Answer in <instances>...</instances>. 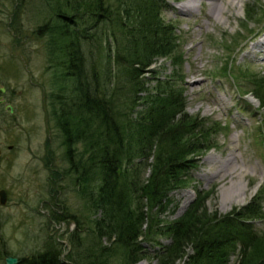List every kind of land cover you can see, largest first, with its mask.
Returning a JSON list of instances; mask_svg holds the SVG:
<instances>
[{"label":"trees","instance_id":"1","mask_svg":"<svg viewBox=\"0 0 264 264\" xmlns=\"http://www.w3.org/2000/svg\"><path fill=\"white\" fill-rule=\"evenodd\" d=\"M35 1L45 15L32 33L44 38L49 67L59 71L62 81L53 110L62 144L74 182L100 215L91 230L76 221L64 258L63 245L46 239L42 250L20 257V263L108 264L111 247L101 240L113 238L125 256L123 264L144 259L157 264H264V232L258 234L253 226L264 219L257 196L219 216L205 206L209 193L196 191L184 212L163 226L168 244L149 255L143 245L149 240L141 241L162 231L156 217L171 202L172 192L189 185V171L213 147V129L205 120L187 116L174 75L157 81L154 92L139 95L148 92L144 73L156 59L170 58L177 45L173 26L160 18L164 0ZM177 57L171 58L180 66L181 55ZM257 90L264 110V89ZM77 142L85 148L72 156ZM148 167L142 179L140 173ZM83 234L91 236L86 243ZM7 253L0 249V261Z\"/></svg>","mask_w":264,"mask_h":264},{"label":"rangeland","instance_id":"2","mask_svg":"<svg viewBox=\"0 0 264 264\" xmlns=\"http://www.w3.org/2000/svg\"><path fill=\"white\" fill-rule=\"evenodd\" d=\"M220 1L216 2L224 6L225 0ZM230 1L236 6L227 9L225 23L213 21L218 10L211 8L208 0H193L195 8L191 12L180 10L185 0H164L160 12L161 20L173 26L177 37L171 57L181 55L182 62L178 66L171 57L156 59L143 77L148 92L139 95L154 92L157 81L174 75L172 82L176 79L180 84L187 116L205 120L213 129V147L189 171V185L172 192L171 202L156 217L162 231H153L149 239L141 238L142 242L149 240L143 243L149 255L160 244L170 242L163 226L184 212L196 191L209 193L205 201L209 213L223 216L235 212L257 196L260 214L264 215V110L255 97V89H264V62L261 55L250 53L253 45L264 38V0ZM39 5L35 0H0V87L4 88L0 94V189L7 193L6 202L0 205V249L8 252L3 258L29 256L42 250L46 239L64 242L68 252L69 234L77 228L74 221L81 222L84 230H91L93 220L100 215L74 182L76 174L70 170L54 117L55 97L62 81L59 71L49 67L44 38L40 40L32 33L45 15ZM246 10L250 20L245 18ZM239 89L249 93L243 96ZM121 98L124 100L126 93ZM83 147L77 142L72 156L81 153ZM231 154L245 176L232 179L229 171L220 169ZM82 157L86 159V155ZM151 162L152 157L147 163ZM149 171V167L143 170L141 178L145 179ZM240 185L244 186L242 198L237 197ZM232 194L235 198L229 201ZM61 212L75 219L57 222L53 215ZM146 223L147 219L144 228ZM253 226L258 234L264 232V219L254 221ZM82 236L85 243L91 237ZM101 241L111 247L108 264L125 262L113 238ZM234 260L231 257V262ZM148 263L157 264L154 259L135 264ZM0 264H4L3 259Z\"/></svg>","mask_w":264,"mask_h":264},{"label":"bare ground","instance_id":"3","mask_svg":"<svg viewBox=\"0 0 264 264\" xmlns=\"http://www.w3.org/2000/svg\"><path fill=\"white\" fill-rule=\"evenodd\" d=\"M216 1L219 0H208L209 2V6L211 8H215L216 10H218V14L215 15V17H212L214 22L217 23H225V21L228 20L229 15H227V11L228 10H233L236 6V4L233 1L230 0H225L224 6H219L218 3ZM223 0H221L220 2H222ZM180 10H186L188 12H191L194 8V2L193 0H185V2H183L180 6ZM228 9V10H227ZM214 16V15H212ZM250 53L253 54H257V55H261V62H264V38H262L261 40H259L258 42H256L253 47L252 50L250 51ZM263 64V63H262ZM236 163V156L234 154H231V156L229 158L226 159V165H223L220 167V169L224 168V171L228 172L231 174V178L232 179H237L239 176H245V170L239 166L238 164L235 165ZM234 164V165H233ZM237 180L232 182L233 185H236ZM239 185V184H238ZM244 186L240 185L238 186V189H240V191L238 192L237 197H243L244 196ZM235 198V195H231L229 197V201H231L232 199ZM188 201V197L184 200L183 205L181 206L182 208L186 205Z\"/></svg>","mask_w":264,"mask_h":264},{"label":"flooded vegetation","instance_id":"4","mask_svg":"<svg viewBox=\"0 0 264 264\" xmlns=\"http://www.w3.org/2000/svg\"><path fill=\"white\" fill-rule=\"evenodd\" d=\"M5 108H8L9 109V107H8V105H6V107ZM9 112H12V110L10 111V109H9ZM46 164H47V166L51 169V164H50V161L49 160H47V162H46ZM52 170V169H51ZM61 211H65V207L63 206V207H61ZM57 216H63V217H65V220H62V221H57V222H65V221H69V219H75V218H73L72 216H68L67 214H65V213H55V215H53V218L55 219V217H57ZM76 221L77 220H75L74 222L76 223ZM77 229V228H76ZM75 229V230H76ZM74 230V231H75ZM74 231H71L70 232V234L71 233H73ZM70 234H69V236H70ZM69 238V237H68ZM61 244L63 245V247H64V242H61ZM67 254V251H65V249H64V251H63V255H62V258H64V256ZM19 259V258H18ZM5 264V263H4ZM17 264H21L20 263V259H19V261H18V263Z\"/></svg>","mask_w":264,"mask_h":264},{"label":"water","instance_id":"5","mask_svg":"<svg viewBox=\"0 0 264 264\" xmlns=\"http://www.w3.org/2000/svg\"><path fill=\"white\" fill-rule=\"evenodd\" d=\"M0 91L3 92L4 88L0 87ZM1 102V101H0ZM10 111L12 110V108L10 106H8ZM7 200V194L6 191L4 189H0V205H3ZM4 262L5 264H17L18 263V259L12 256H6L4 258Z\"/></svg>","mask_w":264,"mask_h":264}]
</instances>
